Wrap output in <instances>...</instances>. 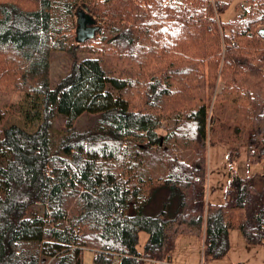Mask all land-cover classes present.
Masks as SVG:
<instances>
[{
	"label": "trees",
	"instance_id": "16d2710c",
	"mask_svg": "<svg viewBox=\"0 0 264 264\" xmlns=\"http://www.w3.org/2000/svg\"><path fill=\"white\" fill-rule=\"evenodd\" d=\"M233 1L0 0V88L43 97L35 132L0 109V264H83L86 249L95 264H162L174 226L204 232L209 259L232 229L264 246L252 178L208 201L209 148L235 128L228 98L246 163L264 160V0L224 21ZM79 8L101 26L83 44ZM57 54L68 66L53 86Z\"/></svg>",
	"mask_w": 264,
	"mask_h": 264
},
{
	"label": "rangeland",
	"instance_id": "374dc122",
	"mask_svg": "<svg viewBox=\"0 0 264 264\" xmlns=\"http://www.w3.org/2000/svg\"><path fill=\"white\" fill-rule=\"evenodd\" d=\"M239 0L233 1L232 8L223 16L224 21H229L238 17L234 6ZM100 25V24H99ZM51 79L52 85H56L61 75L63 76L67 70L68 60L65 55L57 54L51 61ZM9 85L12 81L8 82ZM8 92L0 88V109L6 111V126L18 125L28 132H35L41 124L40 115H43L42 96H29L24 93L15 91ZM213 101L211 102L210 111L213 109ZM225 103V113L223 115L233 119L232 132L230 131L232 142L230 145L214 144L210 146L208 151V180L207 191L208 201L210 203H223L225 201L226 188L229 181L237 176L250 177L253 179L255 187L258 191L264 189V160L259 163L248 165L246 163V146L241 145L242 134L247 129L242 130V134H237L238 117L241 118V109H236L232 105L230 98ZM219 103V102H217ZM54 128L57 133L62 134L64 130V121L61 117L54 120ZM88 117L81 118L77 121V127L88 126ZM245 131V132H244ZM239 132V131H238ZM249 134L252 132L248 130ZM246 135V134H245ZM244 136V135H243ZM229 135H225L228 138ZM210 196V200H209ZM160 210V209H159ZM229 251L228 254L220 259H209L203 254L201 264H264V246L249 245L238 229H232L229 232ZM146 234H142L140 238L139 249H142L146 242ZM199 239V238H198ZM179 241V240H178ZM180 245V244H179ZM178 245L177 256L175 261H179V256L183 255L182 246ZM194 249L200 257V240L199 245H195ZM94 252L86 249L83 255V264H95L93 262Z\"/></svg>",
	"mask_w": 264,
	"mask_h": 264
},
{
	"label": "crops",
	"instance_id": "0c3cea01",
	"mask_svg": "<svg viewBox=\"0 0 264 264\" xmlns=\"http://www.w3.org/2000/svg\"><path fill=\"white\" fill-rule=\"evenodd\" d=\"M209 200H210V196H209ZM214 204H221V203H214ZM172 230L174 233L175 248L172 252V256L170 260L162 264H201L205 250V233L198 231L194 227H184V226H180V227L174 226ZM199 240H200V257H198L199 251L197 252L196 249H194L195 245L197 244L199 245ZM179 244L182 246L183 255L179 256V258H181L179 261H175L174 258L177 256L176 252L178 250Z\"/></svg>",
	"mask_w": 264,
	"mask_h": 264
},
{
	"label": "water",
	"instance_id": "95a60500",
	"mask_svg": "<svg viewBox=\"0 0 264 264\" xmlns=\"http://www.w3.org/2000/svg\"><path fill=\"white\" fill-rule=\"evenodd\" d=\"M76 17V42L83 44L85 42L94 40L97 33L101 30V26L82 8H79L76 11Z\"/></svg>",
	"mask_w": 264,
	"mask_h": 264
},
{
	"label": "flooded vegetation",
	"instance_id": "af4514ba",
	"mask_svg": "<svg viewBox=\"0 0 264 264\" xmlns=\"http://www.w3.org/2000/svg\"><path fill=\"white\" fill-rule=\"evenodd\" d=\"M76 22H77V18H76ZM77 28V27H76Z\"/></svg>",
	"mask_w": 264,
	"mask_h": 264
}]
</instances>
